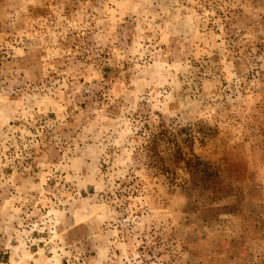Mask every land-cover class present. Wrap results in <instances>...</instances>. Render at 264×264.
<instances>
[{
    "label": "rangeland",
    "instance_id": "1",
    "mask_svg": "<svg viewBox=\"0 0 264 264\" xmlns=\"http://www.w3.org/2000/svg\"><path fill=\"white\" fill-rule=\"evenodd\" d=\"M0 263L264 264V0H0Z\"/></svg>",
    "mask_w": 264,
    "mask_h": 264
},
{
    "label": "built area",
    "instance_id": "2",
    "mask_svg": "<svg viewBox=\"0 0 264 264\" xmlns=\"http://www.w3.org/2000/svg\"><path fill=\"white\" fill-rule=\"evenodd\" d=\"M0 264H4V263H0Z\"/></svg>",
    "mask_w": 264,
    "mask_h": 264
}]
</instances>
